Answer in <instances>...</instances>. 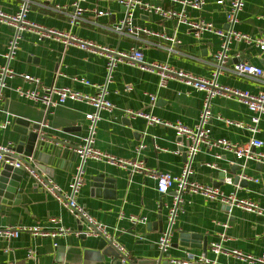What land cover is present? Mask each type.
Returning a JSON list of instances; mask_svg holds the SVG:
<instances>
[{
    "label": "crops",
    "instance_id": "crops-1",
    "mask_svg": "<svg viewBox=\"0 0 264 264\" xmlns=\"http://www.w3.org/2000/svg\"><path fill=\"white\" fill-rule=\"evenodd\" d=\"M162 6L166 10L180 12L182 6L175 0H142ZM219 1H223L219 4ZM230 0H206L202 11L187 10L193 20H204L215 27L227 29V12ZM27 20L43 27L72 34L80 42L67 37L40 39L38 31L32 29L22 34L18 50L12 60L6 57L7 46L14 30L0 23V66L8 67L16 74H25L40 80V84L26 82L23 78L9 79L2 91L0 101V145H15L19 135L14 130V121L22 119L41 124L42 135L62 142L65 146L57 155V161L43 164L36 153L33 158L47 178L67 189L76 173L79 160H75L72 148L84 143L88 136L89 121L86 116L95 113V108L80 102H67L63 106L45 111V107L21 98L18 89L38 90L41 86L70 88L84 94L96 93L93 85H107V99L116 106L113 113L100 112L96 124V147L117 158L128 161H143L145 171L135 172L111 166L103 162L87 161L84 165L86 184L77 196V201L100 223L108 226L113 237L127 248L132 260L144 264H172L173 260H186L189 253L198 257L206 255L208 264H251L240 258H260L264 252V216L208 201L201 196L184 194L174 226L172 246L159 263L161 251L158 241L167 230V213L175 191L161 195L157 181L151 172L180 175L185 164L184 155L177 154L179 139L176 132L161 124H150L143 118H131L125 111L146 112L163 123L181 122L195 127L200 121L205 93L188 86L186 80L173 76L161 87L159 71L148 72L127 62L119 64L107 83V60L100 48L118 52L133 47L142 49L148 64L167 65L177 72L196 78L211 79L215 71L213 57L221 50L222 41L214 34L206 33L196 39L190 29L174 20H166L155 14L137 10L134 24L146 27L156 34L141 33L136 40L120 34L116 27L124 20L126 8L118 0H86L82 7L90 13L72 24L73 0H33ZM245 6L239 14L235 29L252 38H264V0H244ZM22 0H0V11L14 16L21 10ZM105 10L108 16L96 18L93 10ZM172 38L180 43H174ZM69 41V42H66ZM228 67L233 61H248L264 69L261 51L254 45L232 43L229 48ZM237 63V62H236ZM86 80L90 85H85ZM222 86L257 94L264 90L262 81L253 80L225 71L218 78ZM131 87L128 91L127 88ZM155 97L152 106L151 98ZM213 120L210 128L214 138L226 139L236 144L248 143L251 139L264 142V115L260 118L258 133L250 129L253 114L248 107L235 98H216L212 101ZM244 123V128L228 126L225 121ZM56 146V145H55ZM264 154V146L256 150ZM202 151L193 161L191 180L219 188L225 194L259 205L264 210V165L255 161L237 160L233 154ZM216 167H213V166ZM242 167L238 172L247 180V186L234 182L232 167ZM3 165L0 163V171ZM226 174L222 182L220 176ZM103 175L112 181V189H95L92 179ZM232 180V184L227 182ZM217 184V185H216ZM20 205L9 207L10 212H0V228L15 226L54 227L49 220L58 218L61 225L79 231L80 225L71 214L50 195L34 187L31 180L24 178ZM132 218L146 219V223H133ZM149 225L151 229H149ZM227 225V227H225ZM201 236L193 247L181 246V233ZM205 239L207 251L203 249ZM101 238H86L70 234L63 238L34 237L23 233L17 239H0V264H111L107 248H100ZM219 243L224 250L214 254L211 245ZM55 244H58L55 247ZM33 259L28 258L29 252ZM259 264V263H256Z\"/></svg>",
    "mask_w": 264,
    "mask_h": 264
},
{
    "label": "built area",
    "instance_id": "built-area-1",
    "mask_svg": "<svg viewBox=\"0 0 264 264\" xmlns=\"http://www.w3.org/2000/svg\"><path fill=\"white\" fill-rule=\"evenodd\" d=\"M33 0H22L21 10L18 14L10 16L0 11V23L7 24L14 30V35L7 46L6 57L10 61L15 57L18 50L19 40L24 32L36 29L40 39L44 38H63L67 37L74 42H80L82 46L94 44H85L73 37L72 34H64L56 30H45L43 27L31 23L27 20V12L29 11ZM86 0H73L72 7L74 13L72 14V24L80 20L84 14L90 13L88 9L82 7V3ZM120 5L126 8L124 20L116 27V31L120 34H126L136 40L140 39L141 33L148 36L156 35L152 30L144 27H137L134 24V14L137 10L147 14H155L166 20H174L180 24L186 25L193 33L196 39L206 34H214L222 41L221 50L213 57L212 65L215 68L213 77L211 79L196 78L184 72H177L167 65L148 64L144 61L142 49L133 47L129 51L118 52L108 48H100L103 56L107 60L108 84L111 81L112 73L115 68L124 62L140 68L143 71L156 72L159 71L161 76V87H165L166 81L177 76L186 80L188 86L205 93L203 110L200 115V121L195 127H188L181 122L175 124L163 123L161 120L153 117L146 112L125 111V115L131 118H143L150 124L165 125L176 132L179 139L178 151L179 155H186V161L182 168L180 175L157 174L151 172V178L157 181V191L161 195H167L172 190L175 191L173 202L168 206L167 220L168 227L163 232L158 241V247L162 253H167L171 248L172 238L174 234V226L177 222L179 208L183 201L184 194H193L203 197L208 201H216L223 205L229 206L230 211L234 208H239L247 212L256 213L264 216V210L259 205L238 198L235 194H225L215 186H209L197 183L191 180L193 175V161L194 158L202 151L218 152L217 159L221 158L220 152L233 154L237 160L241 161H255L264 165V154L257 153L256 150L264 146V142L259 139H251L245 144H236L226 139L214 138L210 128L213 114L211 110L212 101L216 98H235L245 104L249 111L253 114L250 129L254 133H258V125L261 116L264 115V90L257 94H252L248 91H241L229 87L222 86L218 83V78L225 71H230L235 75L250 78L257 81H262L264 78V69L261 66L253 65L248 61H239L228 67L230 60L229 48L232 43H246L256 46L262 53V60L264 61V38H252L248 34L241 33L235 29L239 23V14L243 11L245 3L244 0H230V8L227 12V29L217 28L213 23L204 20H193L187 15V10L202 11L206 5V0H175L182 6V10L177 12L175 10H166L162 6L154 5L150 2L142 0H118ZM223 1H219L222 4ZM96 18L105 17L109 12L105 10H93ZM174 43L179 44L172 38ZM69 42V41H66ZM23 78L26 82L40 84V80L25 74H16L8 67L0 66V101L2 100V91L6 88V81L9 79ZM85 85H90L86 80H81ZM96 93L93 95L84 94L74 91L70 88L46 87L41 86L38 90H22L18 89L17 93L21 98L30 100L36 104H41L45 107V111L49 112L51 109L63 106L67 102L85 103L95 108V113L88 114L86 120L90 122L88 126V136L84 138V143L78 147L72 148V154L79 160L76 173L72 177L67 189L62 188L53 180L47 178L41 173L37 166V162L33 157H24L18 155L14 150V145L7 146L0 145V163L2 165H10L16 169H21L25 175L37 185L39 189L50 195L54 200L61 204L80 225L81 230H70L61 225L58 218H51L49 222L54 226L52 228H44L40 225L35 226H15L0 228V239L12 240L17 239L23 233L31 234L34 237H52L53 239L63 238L70 234L76 236H84L86 238H103L110 242L115 250L121 255L122 262L126 263L130 260V253L125 246L117 242L110 232L108 226L98 222L86 209V207L77 201V196L86 184L84 165L87 161L103 162L111 166H118L124 169H132L135 172L145 171L143 161H128L117 158L109 153L103 152L96 147V124L100 120V112L113 113L117 108L107 99L108 91L107 85H93ZM128 91L131 87L127 88ZM156 98L152 96L151 104L154 106ZM228 126H235L237 128H244V123L233 122L226 120ZM65 147V146H64ZM213 167H216L215 165ZM229 184H232L231 179H227ZM133 223H146V219L132 218ZM227 227V225H225ZM58 244H55L57 247ZM211 251L218 255L224 250L219 243L211 245ZM236 254L244 259L249 260L251 264H264V252L260 258H245L241 253ZM34 253L29 252L28 258L33 259ZM211 263L206 255L194 256L189 253L186 260H173L172 264H208ZM66 264V263H58Z\"/></svg>",
    "mask_w": 264,
    "mask_h": 264
},
{
    "label": "water",
    "instance_id": "water-1",
    "mask_svg": "<svg viewBox=\"0 0 264 264\" xmlns=\"http://www.w3.org/2000/svg\"><path fill=\"white\" fill-rule=\"evenodd\" d=\"M238 61H233L236 63ZM14 130L19 135L18 142L14 145V150L18 155H22L24 157H33L36 153L37 159L39 162L43 164H50L49 161H57V155L61 148H64L62 142H58L57 140H53L47 136L41 134L43 131V127L41 124L31 123L30 121L16 119L14 121ZM56 145V146H55ZM186 161V155H184ZM75 160L77 158L75 157ZM37 166L41 169L37 162ZM242 171V167L234 165L232 167V173L234 174V182L235 184H239L242 186H247V180L241 178L237 175L238 172ZM226 174L220 176L221 181L223 182L226 179ZM24 178L30 180L25 172L21 169H16L10 165H3L2 170L0 171V212L4 211L9 213V207L19 206L22 195L25 191L23 187ZM112 181L107 180L105 176L100 175L97 178L92 179V184L95 189H112ZM217 185V184H216ZM34 187L38 188L34 183ZM230 211V207L227 206ZM160 223L165 224L168 222H163L162 211L159 215ZM152 226V225H151ZM149 225V229H151ZM81 230V227H80ZM181 246L182 247H193L196 240H199L201 236L189 235L187 233H181ZM208 242L205 239L203 249L207 251ZM100 248L109 250L110 256L112 258L111 264H144V261L138 260H127L126 263L122 262L121 255L115 250L110 242L101 238ZM164 253H161L159 257V263L163 262Z\"/></svg>",
    "mask_w": 264,
    "mask_h": 264
}]
</instances>
